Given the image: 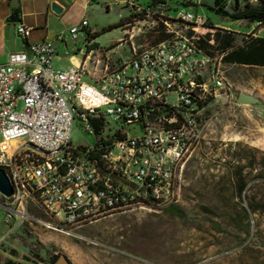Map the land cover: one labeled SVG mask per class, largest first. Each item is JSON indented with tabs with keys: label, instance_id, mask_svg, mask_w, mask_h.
I'll return each mask as SVG.
<instances>
[{
	"label": "built area",
	"instance_id": "1",
	"mask_svg": "<svg viewBox=\"0 0 264 264\" xmlns=\"http://www.w3.org/2000/svg\"><path fill=\"white\" fill-rule=\"evenodd\" d=\"M181 1L174 13L167 11V1L151 7L166 38L139 45L133 30L126 31L131 54L114 67L108 53L98 56L100 47L90 46L94 30L86 17L53 38L27 42V50L10 51L0 63V159L13 163L21 183L18 196H0V225L7 230L1 228L0 241L27 222L72 234V227L104 216L176 200L183 162L202 136L195 101L230 88L223 52L208 53L198 43L207 32L213 43L215 27L203 16L201 23L183 21V14H194L185 3L200 0ZM30 30L17 22L21 38ZM81 35L86 44L81 59L67 68L53 66L54 42ZM170 92L174 102L168 101ZM160 98L184 107L182 115L168 118L171 124L148 117L151 102ZM87 116L134 123L133 133L119 127L126 135L109 149L98 151L92 144L81 149L71 143V128L80 121L92 132Z\"/></svg>",
	"mask_w": 264,
	"mask_h": 264
},
{
	"label": "rangeland",
	"instance_id": "2",
	"mask_svg": "<svg viewBox=\"0 0 264 264\" xmlns=\"http://www.w3.org/2000/svg\"><path fill=\"white\" fill-rule=\"evenodd\" d=\"M147 1L134 0L131 4L125 0H94L84 10L77 5L64 7L59 13L53 11L48 36L66 32L70 25L86 17L89 27L99 31L93 39L100 47L96 53L101 57L108 53L110 66L114 67L131 54L126 31L133 30L136 44L149 42L147 34L156 13L144 9ZM180 2L167 0V11L174 13L177 6H183ZM184 7L205 17L208 26L212 23L236 30L238 39L258 26L253 23V28L245 31V26L250 25L244 20L218 15L204 5L191 3ZM18 10L20 13V1ZM108 26L111 28L102 31ZM257 29L264 34V26ZM54 48L53 66L66 68L73 55L81 56L86 44L81 35L66 43L55 41ZM223 72L230 88L218 92L200 109V115L206 116L204 120L198 118L201 140L183 162L177 198L170 203L184 215L173 213L166 205L136 207L72 227V234L27 222L5 233L0 241V264H32L37 259L49 264L55 253L64 254L73 264H264V210L246 216L242 208L249 197L264 201V183L250 180L244 195L238 197L223 163L228 158L227 147L235 141L264 151V66L224 63ZM242 90L261 101L237 103ZM167 98L174 102L175 93H168ZM82 124L73 122V145H90L95 140L94 133L83 129ZM129 126L133 133L134 123ZM1 228L0 225V236ZM244 237L247 239L242 243Z\"/></svg>",
	"mask_w": 264,
	"mask_h": 264
},
{
	"label": "trees",
	"instance_id": "3",
	"mask_svg": "<svg viewBox=\"0 0 264 264\" xmlns=\"http://www.w3.org/2000/svg\"><path fill=\"white\" fill-rule=\"evenodd\" d=\"M127 1L128 0H126V2ZM165 1L167 0H148L144 5L151 9L157 2ZM180 3L183 4L182 1ZM196 5H204L208 10L221 16L244 20L249 25L258 22L256 29L253 28L248 33H242L240 39L236 36V34H238L236 30L216 27L210 23L211 25L209 26L216 27V30L212 33L214 42L209 43L207 41V39L211 37V33L207 32L204 36L205 38H198V43L208 53H214L216 51L223 52V64L264 66V34H257L255 31L257 28L264 26V0H255L254 3L250 0H200L199 4ZM135 13L133 12V14ZM119 24L123 23L120 22ZM110 28L111 26L102 28V31ZM98 33L99 31H94L91 35V39L95 38ZM168 35L169 33L164 29V23L156 18L155 24L147 34V38L150 43H155L166 38ZM96 45V42L92 43V46ZM207 47H209L210 50L206 49ZM119 61L120 60L117 62ZM195 78L197 81H203L204 75H196ZM213 97L212 94L207 93L205 97L202 96L196 99V108L193 111H196L195 116L197 120H204L206 118V116L200 115V109L202 111ZM151 104L153 110L148 114V117H155L162 124L166 125L171 124V122L168 121L170 116H180L184 110L182 106L164 102L163 98L155 99ZM206 111L207 109L205 112ZM87 119L92 124V132L95 135V140L92 145L94 149L98 151L109 149L113 140L123 138L126 135V132H122L119 127L130 129V126L124 124L114 123V125H111L103 117L92 118L87 116ZM79 146L81 149H86L84 145ZM226 153L228 158L225 159L223 163L228 168L229 177L232 181L234 194L236 196L241 197L244 195V190L250 180L255 181V183H264V151H261L253 145L235 141L230 143ZM251 198L253 197L246 199L244 201L245 206H242L246 216H248L250 212L264 210V201H254ZM170 203L166 205L169 210L175 214L184 215V212L178 206ZM246 239L247 237H244L242 243L245 242ZM58 256V253L52 254L48 261L49 264H55ZM69 264L73 263L69 260Z\"/></svg>",
	"mask_w": 264,
	"mask_h": 264
},
{
	"label": "crops",
	"instance_id": "4",
	"mask_svg": "<svg viewBox=\"0 0 264 264\" xmlns=\"http://www.w3.org/2000/svg\"><path fill=\"white\" fill-rule=\"evenodd\" d=\"M19 1L21 4V10L19 13L21 22L24 23L26 26L31 27V30L27 38H21L16 32L17 22H11L6 20V18L8 17V15L12 10V6L9 3L10 0H0V63L6 61L7 55L10 51L27 50L28 48L27 42L38 41L44 38H50L48 36L49 29L53 23V17H55V13H53V10L50 7L51 0H19ZM56 1L59 4H61L63 8L69 7L71 5L72 6L77 5L79 6V8L84 10V7L88 3L89 4L92 3L94 0H56ZM245 27H246L245 31H248L252 28V25ZM260 29H257V34H260L259 33ZM54 35L55 33L53 34L52 38L54 37ZM81 57L82 55L80 57H76L75 55H73L71 60L72 62L76 63L81 59Z\"/></svg>",
	"mask_w": 264,
	"mask_h": 264
},
{
	"label": "water",
	"instance_id": "5",
	"mask_svg": "<svg viewBox=\"0 0 264 264\" xmlns=\"http://www.w3.org/2000/svg\"><path fill=\"white\" fill-rule=\"evenodd\" d=\"M9 3L12 6V10L6 20L11 22H20L21 18L19 16L18 10L19 0H10ZM50 7L56 13H59L63 10L62 5L59 4L56 0H51ZM260 101L261 100L257 96L244 90L240 91L236 97V102L242 104H254ZM0 191L6 195H10L12 193L11 182L2 168H0ZM2 231L5 232L6 227H3ZM55 264H69V260L64 254H60L57 257Z\"/></svg>",
	"mask_w": 264,
	"mask_h": 264
},
{
	"label": "bare ground",
	"instance_id": "6",
	"mask_svg": "<svg viewBox=\"0 0 264 264\" xmlns=\"http://www.w3.org/2000/svg\"><path fill=\"white\" fill-rule=\"evenodd\" d=\"M183 21L201 23V16L195 14H183ZM0 168L5 171L12 185V193L10 195H6L0 191V196H18L21 192V183L18 174H16L13 168V163L8 162L6 159H0Z\"/></svg>",
	"mask_w": 264,
	"mask_h": 264
}]
</instances>
